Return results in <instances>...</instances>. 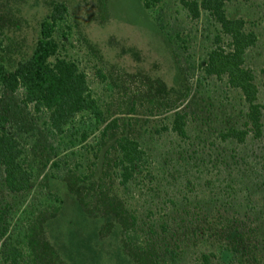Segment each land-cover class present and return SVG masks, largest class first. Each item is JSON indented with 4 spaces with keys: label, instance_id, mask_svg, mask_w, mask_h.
I'll list each match as a JSON object with an SVG mask.
<instances>
[{
    "label": "rangeland",
    "instance_id": "obj_1",
    "mask_svg": "<svg viewBox=\"0 0 264 264\" xmlns=\"http://www.w3.org/2000/svg\"><path fill=\"white\" fill-rule=\"evenodd\" d=\"M61 1L66 13L53 34L58 43V55L72 60L84 73L89 89L107 120L117 118L118 123H122L120 129L129 131L128 135L141 144L150 164L148 171L151 176L140 178L142 174L124 188L116 180L108 181L112 193L136 218L140 229L135 232L134 244L143 247L152 241L158 251H163L164 246L175 248L186 264L193 262L200 252L215 253L220 247L221 254L231 256L230 261L222 262L215 256L210 258V264H253L251 257H258L255 264H263L264 134L258 139L249 135L242 144L232 139L219 140L218 135L226 128L241 127L246 110L239 92L227 89L224 79L220 82L213 79L202 81V90L208 96L207 111L200 105L197 108L190 104V99H178L187 86L192 88L194 95L193 86L203 77L199 64L215 47L218 27L206 13L201 12L197 19L189 18L181 9L179 0H161L145 16L137 0ZM252 1L254 4L249 6L231 1L225 4L224 9L227 15L242 16L244 29L256 36L255 44L244 51L243 67L254 78L258 89L256 101L260 103V70L264 69V0ZM5 2L9 11L0 22V63L11 69L33 50L38 38V23L49 14L50 0ZM153 25L158 26L166 43ZM227 43L228 40L221 37L219 45L225 51H228ZM94 50H98V54ZM96 71L104 75V80L96 76ZM158 88L162 89L161 98L154 96ZM198 96L200 94H195ZM132 102L133 109L128 112ZM163 103L167 106L163 107ZM30 108L27 105L26 110L30 111ZM177 110L184 111L187 121H192L188 127V135H191L188 139L191 141L192 137H197L200 140L199 144L198 139L194 141L200 147L198 155L202 161L197 166L200 175L188 164L186 170L171 166L168 173L153 176L158 164L178 156H174V152L181 144L179 139L168 130L154 131L162 125L169 127L172 114ZM261 122H264V113ZM119 131L115 134L118 135ZM97 136V131L90 133L85 143L92 145ZM208 142L213 146L210 147ZM76 149L81 175L92 160L97 167L95 176L99 170L110 172L107 162L99 156L101 150L97 149L96 159L90 154L84 158L83 150L78 147L72 150L76 152ZM244 154H250L252 161L249 164L242 162L234 168L233 178L239 179L234 196L222 187V169L229 165L233 167L234 158H243ZM37 159L41 163L46 157L37 156ZM47 159V166L56 159L67 163L59 167L56 177L70 168L72 160L67 150L55 156L50 154ZM219 163L221 171L216 170ZM48 173L55 172L48 167L42 170L46 175L45 189L51 190L55 185L50 183L53 178ZM31 196L32 193L26 199L12 198L0 186V205H11L14 211L8 219L10 228L24 225L26 207L37 201ZM244 202L249 212L238 209L245 205ZM70 209L66 208L63 213L69 220L73 219ZM148 229L151 234L147 233ZM238 238L242 239L241 242L234 245L233 241ZM0 264H3L1 259Z\"/></svg>",
    "mask_w": 264,
    "mask_h": 264
},
{
    "label": "trees",
    "instance_id": "obj_2",
    "mask_svg": "<svg viewBox=\"0 0 264 264\" xmlns=\"http://www.w3.org/2000/svg\"><path fill=\"white\" fill-rule=\"evenodd\" d=\"M137 1L145 16L161 0ZM231 1L248 6L254 4L252 0H179L181 9L189 18L197 19L201 12L206 13L218 30L214 37L215 47L199 64L203 77L193 86L196 93L193 95L192 88L187 86L178 99H190V104L197 108L200 105L207 111L208 96L202 90V81L213 79L220 82L224 79L227 89L239 92L246 110L240 128L228 127L218 137L220 141L232 139L242 144L249 135L258 139L264 134V122H261L264 69L260 70L262 100L257 103L258 89L254 78L243 67L244 51L255 44L256 36L244 29L242 16L225 13V4ZM5 6V0H0V22L9 11ZM65 13L66 7L61 0H50L49 14L38 23V38L30 55L18 60L11 69L0 63V186L12 198L26 199L32 193L37 200L26 207L24 225L20 228H10L8 219L14 212L12 206L0 205V259L3 264H186L175 248L164 246L163 251H158L152 241L143 247L134 244L135 232L140 229L136 218L112 193L108 181L116 180L124 188L142 174L140 178L151 176L148 171L150 164L141 144L128 135L129 131L120 129L122 123L119 124L117 118L107 120L89 89L84 73L72 60L58 55V43L53 34L57 23L64 20ZM153 27L166 43L158 26ZM221 37L228 40V51L219 45ZM94 52L98 54V50ZM96 72V76L104 80V75ZM146 80L149 82L148 78ZM161 90H155L156 98H161ZM195 94L200 96L197 98ZM132 104L128 112L132 111ZM27 105L31 107L30 111L26 110ZM164 106L167 105L163 103ZM164 109L167 110L166 107ZM191 122L187 121L184 111L177 110L172 114L169 127L162 125L158 130L154 129L155 133L168 130L181 144L174 152V156H178L158 164L153 176L168 173L171 166L186 170L188 164L200 175L197 167L202 161L198 155L200 147L194 144L198 138L188 139ZM126 124L130 126L128 122ZM96 131L98 136L94 143H85L88 135ZM208 145L212 147L213 143L208 142ZM76 147L83 150L84 158L90 154L91 158L98 159L96 151L101 150L99 156L107 162L110 172L99 170L95 176L97 167L92 160L86 167L87 173L81 175L77 161L79 153L77 149L76 152L72 150ZM63 150L70 153L71 165L62 176L56 177L59 167L67 163L56 159L47 166V158ZM37 156L46 159L40 163ZM251 158L250 154H244L243 158H234L233 167H223L221 183L228 194L235 196L237 193L235 184L239 179L233 178V171L242 162L251 163ZM46 167L55 172L48 173L53 178L50 183L55 185L51 190L45 189L46 175L42 170ZM220 167L219 163L216 170L219 171ZM38 177H41L39 181ZM33 182L38 183L34 186ZM244 204L246 206L240 205L238 209L249 212L247 203ZM68 207L73 212L70 220L63 216ZM147 233L151 234V230L148 229ZM240 239L233 244H239ZM221 253V247L215 253L200 252L190 264H210V258L215 256L222 262L230 261L231 256ZM257 258H250L253 264L258 262Z\"/></svg>",
    "mask_w": 264,
    "mask_h": 264
}]
</instances>
